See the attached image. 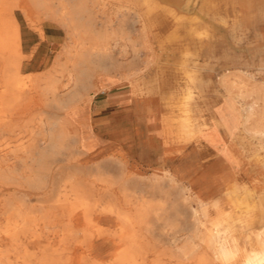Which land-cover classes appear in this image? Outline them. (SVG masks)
Masks as SVG:
<instances>
[{
    "label": "bare ground",
    "instance_id": "bare-ground-1",
    "mask_svg": "<svg viewBox=\"0 0 264 264\" xmlns=\"http://www.w3.org/2000/svg\"><path fill=\"white\" fill-rule=\"evenodd\" d=\"M9 4L0 0V7L7 12L0 16V264H173L167 250L158 248L155 235L159 231L160 237L174 242V208L166 215L168 209L138 197L145 182H149V193L158 194L164 179L152 170L149 177L143 175L150 170L143 169L139 160L151 163L159 151L154 142L157 119L152 118L153 98L138 97L134 74L126 75L123 83L131 84L129 117L115 122L106 116L100 133L110 132L112 136L102 140L93 128L90 106L96 95L92 58L105 42L98 45L92 36L90 17L82 21V14L87 12L84 4L80 0H16L11 7ZM143 4L152 10L151 0H143ZM127 5L121 9L132 10ZM14 9L23 13L30 26H37L46 17L67 31L73 42L67 57L74 73L67 75L66 83L45 74L23 72L30 56L24 53L22 29ZM134 17L147 29L145 13L136 11ZM223 81L230 94L238 93L228 78ZM109 82L101 80L98 89L111 86L113 79ZM72 83L73 90L68 91ZM248 95L252 98L246 122H254L255 133L264 136V95L257 87ZM48 107H56L58 112L50 113ZM160 121L170 125L172 118L163 115ZM121 128L128 131L115 132ZM199 133L187 140L197 139ZM97 155L105 164L95 161ZM236 160L241 161L238 156ZM61 161L66 164L59 166ZM107 161L122 171L131 170V177L122 173L116 183L119 191L111 189L114 183L107 175ZM198 167L191 177L192 192L174 178L166 179L187 202L200 206L194 209L198 228L180 253L183 258L197 255L196 264H233L242 253L238 236L231 226L223 228L229 216L222 215L207 225L211 210L221 209L222 198H211L206 186L212 187L214 196L224 185L226 197L231 199L239 188L253 192L251 183L257 186L253 193L261 197L264 184L259 178L240 184L221 173L208 179L202 174L205 167ZM49 188L50 200L46 193ZM160 215L162 225L152 222V217L160 220ZM108 221L117 227L109 226ZM256 236L259 238L260 233ZM259 247L242 264H264V243ZM201 249L204 251L199 253ZM107 253L109 258L103 256Z\"/></svg>",
    "mask_w": 264,
    "mask_h": 264
},
{
    "label": "rangeland",
    "instance_id": "rangeland-1",
    "mask_svg": "<svg viewBox=\"0 0 264 264\" xmlns=\"http://www.w3.org/2000/svg\"><path fill=\"white\" fill-rule=\"evenodd\" d=\"M7 1L9 3V0ZM80 1L87 11L82 14V21L90 17L92 36L98 45L105 42V47L99 46L92 58L91 79L95 85L96 95L91 102L90 110L94 129L107 116L105 101L115 92L131 90L130 83L118 85V87L109 85L105 89H98L101 80L111 72L115 74L120 70L127 75L134 74V81L138 87L136 95L140 98L144 95L153 97L161 92L159 96H162L166 102L165 107L162 106L165 109L159 108L161 103L158 99L153 98L152 101L154 113L152 118L157 119L155 128L163 115L171 116V123L177 125V128H174L178 129L185 139L196 135V126L202 121L199 114L200 93L204 91L210 94L208 108L211 114L221 106L225 99L230 103L231 113L234 112L235 107L239 109L240 115H228L226 112L220 115L224 123L240 126L237 136L245 156L243 158L239 155H226L225 150L223 153L227 158L228 172H221L220 166L205 167L203 176L211 179L214 174L221 173L224 177L234 178L232 169L236 167L242 171L248 182L250 178L254 181L259 178L264 184V136L255 133L254 122V124L246 122L252 98L248 93L257 87L264 95V0H165L171 3L172 7L175 6L174 11L167 14L171 17L170 20L154 18L155 13L160 10L164 11V9L151 0L153 4L151 11L145 4H142L140 9L141 13L146 14L147 29H144L142 22H138L134 17L137 11L136 3L130 6L124 4L132 8L128 10L121 9L124 5H121L120 0ZM15 14L22 29L24 53L30 56L24 64L23 72L31 76L45 74L66 83L67 75L74 73L67 57V52L73 46L67 31L46 17H43L42 21L36 24L37 26H30L21 11L16 10ZM156 28L164 29V31L175 29V31L170 36L157 37L150 34ZM144 39H146V44L143 43ZM140 48L143 50H139ZM174 48L177 50L174 51ZM114 64L123 66L118 69L114 68ZM104 70H108V73ZM165 72L178 74L181 77L180 81L171 82L174 79L163 76ZM224 78H228L230 85L237 88V94L233 95L227 91ZM73 87L72 83L68 91H72ZM130 103L129 100V105ZM195 108H198L197 112ZM127 109L129 110L130 107L128 106ZM47 110L50 113L58 112L56 107H48ZM160 113L162 115L158 117L157 114ZM199 134L205 136L203 132ZM237 156L241 161L236 160ZM95 161L105 164V159L101 155H97ZM107 162H109L107 175L114 183L111 189L119 191L116 183L120 180L122 173L131 177L132 174L129 173L131 170L122 171L116 163ZM65 164L66 161H61L59 166ZM151 173V171H146L142 174L149 177ZM250 186L255 192L256 184L251 183ZM148 187L149 182H145L142 186L144 192L137 196L146 201L154 200L160 204L158 207L168 209L165 211L166 215L169 214L171 208H174L171 211L175 216L174 224L176 225L172 232L175 236L174 242L164 236L160 237L159 231H156L158 248L167 250L173 264H196L197 255L183 258L180 249L185 243V237H190L198 228L194 221V209L199 210V204L195 201L187 202L178 188L171 190L164 180L160 181L158 194L149 193ZM206 187L211 198L214 197L212 187L209 185ZM225 190L226 187L223 185L220 192H224V197H226ZM49 191L50 188L46 191L48 195ZM173 191L176 194H173ZM248 192H250L249 189ZM248 192L239 188L236 193H233L231 199L226 197L220 210L211 211L207 220V225L210 226L211 221L218 217L229 216L223 228L231 226L235 230L239 247L242 250L241 256L233 264H242L245 257L256 248L251 241V222L245 219H257L255 218L256 203L259 201L257 195L252 191L251 195ZM208 193L206 195L209 197ZM51 198L52 196L49 195L48 199ZM48 208L49 201L44 206L45 210ZM165 212L159 211L161 215ZM161 215L160 220L152 217V222L162 225L164 222L161 220ZM58 221L62 222V219ZM108 225L113 228L117 227L112 221H108ZM242 236L245 237L242 238ZM203 251L204 249H201L199 253ZM103 256L109 258L108 253ZM208 258L212 259L211 253L208 254ZM209 264L218 263L210 261Z\"/></svg>",
    "mask_w": 264,
    "mask_h": 264
},
{
    "label": "crops",
    "instance_id": "crops-1",
    "mask_svg": "<svg viewBox=\"0 0 264 264\" xmlns=\"http://www.w3.org/2000/svg\"><path fill=\"white\" fill-rule=\"evenodd\" d=\"M111 2L114 3V1H111ZM128 2L129 4L136 3L137 11L142 12L140 11V9H141V5L143 4V0H120L121 5H124L125 3H128ZM154 2L155 4H157V6H160L162 9H164V11L160 10L159 12L155 13L154 18L160 19V20H170L171 17H169L167 14L171 13V11H174L173 9H175V6L172 7L171 3L165 0H154ZM9 3L11 7L13 4L12 0H9ZM16 10L17 9H14L13 11V15L15 17H16V14H15ZM1 11L3 10L0 7V16L1 15L5 16L7 14V12L3 11L2 13ZM185 14H188V13H185ZM153 30L154 31L151 32L150 34L157 36V37L170 36L171 34H174V31H175V29L164 31V29L162 30L159 28H156ZM139 34H142V33H139ZM146 34H149V33H146ZM143 35H145V33H143ZM139 50H143V49L140 48ZM173 50L175 51L177 49L174 48ZM119 64H114L113 65L114 68L119 69L121 66H123ZM126 75L127 74L118 70V72H116L115 74L111 72V74L106 75L105 80H106V83H110L109 80L110 78H112L113 79V83H111L112 86L125 85L127 83L124 84L123 82H125L126 80L124 78ZM164 75L169 76L170 78L174 79L171 82L178 83L181 78L178 74H175L173 72H170L169 74L165 72L163 76ZM166 82L169 83L168 81ZM200 94H201V99L200 98L199 99L201 101V108L199 110L200 112L199 114L202 118V121L197 124L196 133L200 131V132L205 133V136L201 135L193 141H188L187 139H185V137H182L178 129L174 128V127L177 128V125H174L172 123L170 125H164L162 124L160 120H158V126L154 130L156 132L154 142L159 147V151L158 153L153 155V161H150L151 163L149 162L146 163L142 161L141 159H139L140 163L143 164V169L154 171L161 178H164L163 180L165 182H167L166 179L168 177L174 178L180 184L187 187L191 192H192L191 177L193 173L197 171L196 167L200 165H202L203 167H208V168L212 166H215V167L220 166L219 170L221 172H228L229 167L226 165V161H227L226 155L227 154L231 156L239 155L243 158L245 156V153L243 152V149L239 144V139L237 136L238 131H240V128H239L240 126L238 124L234 125V124L224 123L222 115H220L223 112L224 113L226 112V114L228 115H240L239 109L235 107L234 112L232 111L233 113H231L230 111L231 107L229 105L230 103H228L225 99L221 103V106L218 107L215 112H213L214 114L213 113L211 114L208 108L210 94L204 91L201 92ZM159 95H161V92ZM159 95H156L153 97L152 96L145 97L144 95V97H141V98H156L160 101L161 106H165L166 102H164V100L162 99V96H159ZM130 98H131V90H129L128 92H124V91L115 92L113 95H111L105 101V104L107 106V112H106L107 117L115 122L116 121L121 122V120L125 117L128 118L130 109L128 110L127 108L128 106L130 107L132 105L131 103L129 105ZM195 109L197 112L198 108H195ZM157 115L158 117H160L161 114H157ZM214 115L216 116V118H212L214 117ZM107 117L105 118V120H103L102 123L106 121ZM102 123H100L97 126V128L95 129V132L99 135V138L101 137L102 140H108L112 136V133L110 132L100 133L99 128ZM127 131L128 130L124 128L115 129V132H127ZM225 150L227 152L226 155L225 153H223V151ZM155 159H157V161ZM248 162L249 161H247V163ZM232 171L234 174L233 182L236 181L237 183H240V184L249 183L246 176L243 175L242 171L239 168L234 167ZM169 187L171 190L173 188L174 190H177L175 187H172V186H169ZM170 194L172 195V192H170ZM173 194H176V192L173 191ZM224 196H225L224 192H217L214 195V198H222L221 206H223V202L226 200V197ZM258 201L259 203L258 202L256 203L257 214H255V218L257 219L250 221L252 225L251 241H252V244L256 246L255 248L256 251H259L260 249L259 244L261 242L264 243V193L261 194V197L258 196ZM211 211H216V210L212 209ZM185 227H188V226H185ZM259 233H260V237L258 238L256 235ZM244 237L245 236H242V238ZM189 238L190 237H187V236L185 237L186 240L184 244L187 243Z\"/></svg>",
    "mask_w": 264,
    "mask_h": 264
}]
</instances>
